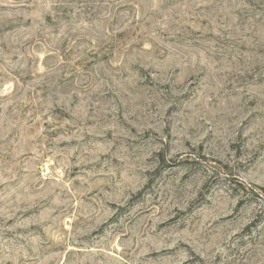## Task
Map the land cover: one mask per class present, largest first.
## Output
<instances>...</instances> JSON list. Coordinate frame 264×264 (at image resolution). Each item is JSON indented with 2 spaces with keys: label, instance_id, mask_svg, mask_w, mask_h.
Wrapping results in <instances>:
<instances>
[{
  "label": "rangeland",
  "instance_id": "rangeland-1",
  "mask_svg": "<svg viewBox=\"0 0 264 264\" xmlns=\"http://www.w3.org/2000/svg\"><path fill=\"white\" fill-rule=\"evenodd\" d=\"M0 264H264V0H0Z\"/></svg>",
  "mask_w": 264,
  "mask_h": 264
}]
</instances>
